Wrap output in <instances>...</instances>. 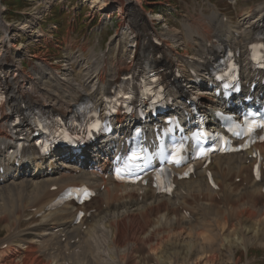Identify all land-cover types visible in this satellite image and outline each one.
<instances>
[{"label":"bare ground","instance_id":"1","mask_svg":"<svg viewBox=\"0 0 264 264\" xmlns=\"http://www.w3.org/2000/svg\"><path fill=\"white\" fill-rule=\"evenodd\" d=\"M97 1L92 0L90 4L92 8H96L98 5V12L112 11L109 8V2L103 1L102 4H97ZM115 1L118 2L115 8L124 15L121 28L126 26L130 31L129 35L134 36L133 42L136 46L133 49V54H135V59L127 64L123 56L119 55L114 62H109L107 55L102 54L103 56L100 59L94 61L92 68H88L89 66L83 67L80 62L84 61V63L90 64V59L79 54L72 57L73 61L70 63L69 68V70L71 69V78L68 79L60 77V68L58 67L55 70V67L46 59L39 63L42 65V70H37V65L30 64L32 70L27 71L24 67V61H22L23 54L21 50L27 45L24 42V45L21 46L13 44L14 41L10 38L13 26L12 23L7 24L4 20L3 10H5V7L3 8L0 4V29L2 28L0 30V44L4 48L1 47L3 52L0 55V70L5 74L11 110V113L5 114L0 121V147H3L0 149V157H6L7 151L15 145L11 132L18 130V126H11L18 117H21L26 124L27 114L42 107L64 114L85 95L93 96L96 102L99 103L102 100V92L112 88L121 74L132 65H139L147 59L150 53L154 52L160 55L157 62L172 72L171 83L179 86L177 103H180L182 98H188L189 93L193 90H200L199 95L203 107H210L213 105L214 99L203 92L205 87H194L192 84L194 76L191 71L196 72L197 78L206 76V71L211 63L210 59L219 57V48L234 47L244 54L254 37L258 33L264 32L263 2L254 8L241 9L240 14H238V18L240 16V22L238 23H235L232 18L230 20L228 16L222 15L217 9L212 11V15L203 11L201 12L202 15H199L201 19L188 20L189 23L184 26L183 31L173 29L161 33V37L165 38L164 43L155 45L147 34L149 26L146 22L145 12L139 4L135 0ZM211 7H214V4ZM257 9H259V12L255 15ZM161 18L162 15L160 14L158 19ZM29 28L30 24L28 22H23L20 25L22 31L29 30ZM117 33L119 34V31ZM44 36L45 34L42 31L37 32V37ZM179 39L183 40L184 53L172 48L179 43ZM125 42L128 43L127 40ZM125 42L119 39L117 42L118 48L123 49L124 47L125 51ZM120 49H118V52ZM187 55H191L190 58H199L201 62H194ZM91 57L93 59L94 55ZM176 67L184 70L183 78L174 75L173 70ZM46 83H48V86H45ZM185 83H187L186 87L188 89H184L183 85ZM251 83L252 81H250ZM123 120V118L118 119L119 122ZM21 128L19 133L25 131L27 125L21 126ZM27 141L29 147H31L32 142L28 139ZM259 148L264 154V144L259 145ZM87 153V151H84L83 155ZM87 155L85 159L71 160V155L63 156V153H57L50 162L46 159H40L38 156H27L23 162L21 161L22 165L20 167H17L13 160L7 164L10 171L4 179H0V196H4L3 199L7 200L6 206L9 207L10 211H8L7 216L12 212L11 214L15 219H21L19 216L23 211L19 210L17 213L18 208L21 209L18 202H28L26 207L22 209L24 212L28 209L26 216L30 218L29 222L34 221V218L38 216L41 217L40 221H42L33 223L34 226L27 229L15 230L14 236L20 238L26 250L35 249L38 242H47L51 239L62 241V237H65L64 240H67L68 245H71V247L80 248L84 240L91 241L92 234L103 231L104 234L106 233L105 235L108 234V245L112 243L119 247L121 256L124 253L122 251H125L129 245L134 249L138 245L144 246L149 243V246L155 245L153 254L157 255L159 261L163 263L167 261L174 262V255L178 254L181 249H188L192 254L194 249L196 251L198 249V253L195 251V257H188L189 260L187 258L189 263L222 264L217 256L218 248L212 251V247L208 246L206 239L201 237L200 233L201 236L198 238L189 235L192 231L198 229L205 235L209 233L208 229H201L203 223L198 212L200 208L218 218L220 226L217 224V229H219V234L226 232L224 239L222 238L224 241L220 246L225 247L229 254L236 255L239 245H243L246 251L248 250V245L243 243L242 232L246 235L247 244L256 242L259 234L264 232V174L260 181L253 178L254 160L248 162V156L242 154L221 155L211 162L209 168L214 173L219 189H212L208 185L204 173L199 170L195 177L178 181V186L172 196H165L155 194L152 189L137 188L115 182L111 177L106 178V163L101 161L99 155ZM89 167L93 168V171ZM74 184H88L97 192V195L86 205V212L96 208L97 213L87 219L88 226L85 230L82 225L83 219L79 225H74L73 218L76 216L78 209H75L71 203L57 210H46L58 193L67 186ZM240 184L248 187L242 188ZM54 186H57L58 189L53 190L52 187ZM231 188L232 190L227 196V191ZM235 188L238 191L235 192ZM242 194L244 195L242 196ZM238 195L244 198H237ZM222 207H226L229 214H225ZM30 208L31 210H29ZM3 210L5 211V209ZM28 218L26 217V219ZM152 219L156 221L153 220V223ZM190 223L195 230H188ZM7 225L10 227L11 223ZM147 226L149 229L146 228ZM144 231L153 236L155 241H159V243L153 242V238L145 236L146 234L142 236ZM87 235L89 237L86 238ZM76 237H79L80 242L78 240L77 243V240H73ZM262 237L261 241L264 245V236ZM94 241L96 242V239ZM1 243L0 264H8L2 263V261L10 257L9 254L14 251V248L11 244ZM63 246L65 244L59 243L56 248H52L54 249L53 252L55 250L62 251ZM94 246L97 248V245ZM159 246L163 252L165 250L164 254L161 253L160 255ZM5 247L8 249H5ZM29 247L32 249H29ZM209 247L210 251L207 249ZM96 248L94 247V249ZM75 251L69 256L65 253H59V255L48 257L46 264H89L91 259L84 254H76ZM96 251L102 252L100 248ZM123 255V260H118V264H129L130 252L127 251ZM10 258L12 260V257ZM15 261L12 260L9 264H39L43 260L38 256H33V259L24 258L22 262ZM184 261L186 260L184 259Z\"/></svg>","mask_w":264,"mask_h":264},{"label":"rangeland","instance_id":"2","mask_svg":"<svg viewBox=\"0 0 264 264\" xmlns=\"http://www.w3.org/2000/svg\"><path fill=\"white\" fill-rule=\"evenodd\" d=\"M50 1L51 0H1V3H5L8 8L5 14L4 13L3 14L5 15L6 20L10 21L13 26V31L10 34V38L13 39L14 41L13 44L17 46H21L24 45L23 44L24 42L27 45V47L21 49L23 54L22 61H24L25 64L24 67L27 69V71L32 70L31 65L34 63H36L34 65H37V70L38 69L42 70V65L39 63H42L44 59H47L48 62L52 64L56 69L58 67L60 68V72H59L60 77H64V78L66 77L68 79L71 78L70 77L71 69L69 70V68H70V63L73 61L72 57L79 54L85 55L86 58L90 59L91 61L90 64H86L84 63V61L80 62V64L83 65V67L89 66L88 68H92V66L94 65V61L100 59L102 57V54L106 52H108L110 62H114L116 57L121 55L123 56V59L126 62L131 63V61L133 60L132 58L134 56L133 49L135 47V44L133 42L134 36L129 35L130 31L127 29L126 26L124 28H121L122 18L124 17V15L121 14L115 8L118 3L117 1L98 0L97 4H102L103 1L109 2V8L112 9V11L110 12L108 11L98 12L99 11L98 5L96 6V8L93 7L94 10L90 9L91 7L90 4L92 0H57L56 7H54L52 11H50V13L47 12L48 15H46L45 6L48 5ZM135 1L145 12L147 23L149 24L151 30H153L154 33H156L157 35H160L163 32H167L173 29L183 31L184 26L187 23H189L188 20L190 19L200 20L201 18L199 17V15L201 16L202 15L201 12L203 11H205L206 13H210L209 15H212V11L214 9L216 10V7L219 8L218 10L222 14H226L228 18L230 17L234 20L235 23H238L240 22L239 19L240 16L238 18V13L241 8L246 9L252 6H257L264 2V0H239L235 5H232L230 2H228V0H135ZM211 3H215L214 7H211ZM93 12L96 13V16L92 14ZM156 12L161 13L164 16V19L163 20L161 19V21H159L158 16L154 15V13ZM30 13L35 14L33 16H37V17L39 16V18L37 19L33 17L32 15H30ZM38 21L40 25L38 24ZM23 22H28L32 27H36L37 25H39L40 30L42 31L44 30V33L46 35L44 37L39 38L40 40L39 39L37 40V34H36L37 31H35L34 33L29 31L26 34H24L23 33L24 30L23 31L20 30V25ZM52 24H56L57 28L56 29L51 28ZM99 28H101V30H99ZM0 30H2V28ZM117 31H119V34L117 33ZM119 39L123 40V42H125L126 40L128 41V43L125 42L126 44L125 51H124V47L123 49L118 48L117 42L119 41ZM182 43L183 40L179 39V43L173 46L174 49H176L180 53H184V47L182 46ZM1 47L2 45L0 46V52L2 53L3 50L1 49L3 47L2 48ZM117 48L120 49L119 52ZM93 55L94 57L93 59H91L92 58L91 56ZM188 56L189 55H187V57ZM35 76H37V74H35ZM45 86H48V83H46ZM240 186L242 188L248 187L242 184H240ZM231 190L232 188L227 191V196ZM236 191L238 190L235 188V192ZM243 195L244 194H242V196ZM239 197L241 196L238 195L237 198ZM3 198L4 196H0V205L2 206V207L0 206V242H2L1 244H5L3 243L4 240L5 241L9 240L13 242L15 241L14 243H16L17 249L19 251H22V246L18 243L19 242L18 238L16 239V237L15 238L13 237L15 235V230L20 228H25L27 226L29 228L34 226L35 223H40L42 221L34 220L32 222H29L30 218H28V216H27L28 219L25 218V216L28 214V209L26 212H24L22 208L26 207V204H28V202L27 203L18 202V205L21 209H19L17 205L18 208L17 213L19 212V210L23 211L19 216L21 217V219L18 218L15 219L14 216H12L11 214L12 212L10 213V215L8 214L7 216L9 207L6 206L7 200ZM2 208L5 209L6 212ZM222 208L225 211V214H229L226 207H222ZM29 210H31V208ZM198 212L201 217L200 219L202 220L203 223L201 229H208L209 233L205 235L199 229L198 230L193 229L192 224L190 223V228L188 230L189 231L195 230V231H192V233L189 235L192 236L193 238H198L202 235L201 237H204L206 239L207 243L209 244L208 246L212 247L211 248L212 251H214L215 248L216 249L218 248L217 256L222 261V264H264V245H262L263 242L261 241V239L263 238L262 236H264V232L263 233L261 232L259 234V238L257 239L256 242H253V244L250 243L247 244L245 240L246 235L244 232H242L243 233L242 238L244 241L243 243L248 245L249 248L247 251L250 250L249 255L246 254L245 251L246 249L243 247V245H239L237 247L236 255H232L229 254L228 250L225 247L220 246L222 244V241H224L223 237L225 236L226 232L219 234L218 232L219 229H217V224L220 226V224L218 223L219 222L218 218L215 215H212L211 213L210 214L207 213V211L202 208H200ZM230 214L232 213L230 212ZM25 219L28 222L24 221ZM153 220L154 219H152V221ZM8 223H11L10 227H8L7 225ZM134 225L136 226L135 223ZM146 228L149 229L148 226ZM10 230L12 231L13 236ZM145 231L143 232L142 236L146 234L145 236H149L150 238L151 237L153 238V236L147 234L148 230L147 232ZM98 232L91 235L92 244L95 243L93 244V247H91V249L92 248L94 249V247L96 248V246L94 245H97V248L94 249L96 256H98V258L96 259V264H116V263L118 264L117 261L123 260L124 258L123 254H125V252L127 253V251L130 252L129 264H195L193 262L189 263V261H187L188 257L190 258L195 257V251H196L195 249L193 254L188 249H181L180 251L181 254H179L180 253L179 252L178 254L174 255L175 256L174 262L167 261L163 263L159 261L157 255L153 254V247L155 245L149 246L150 245L149 243L145 244L144 246L138 245L134 249H132L131 245H129V247L125 251H122L124 253L121 256L119 247H116L111 243L108 245L109 243V240H107L108 234L105 235L106 233L104 234L103 231L101 233L99 232V234ZM95 239L96 242L94 241ZM152 241L159 243V241H155L154 238L152 239ZM98 243L101 245H99ZM106 244L107 246H105ZM98 247L101 249L102 255L99 251L98 252L96 251L99 249ZM210 247L207 248L209 249V251L211 250ZM158 250L161 252H159ZM158 250L156 251L159 252L160 255L161 253L162 254L165 253V250L163 249L164 250L163 252L160 246ZM17 253L19 252H16V255ZM196 253H198V249ZM37 254L38 251L35 252L34 250H31V253L25 258L33 259V256H36ZM9 258L3 260L2 263L9 264L11 263L12 260H15V258H12V260L11 258L10 259ZM190 258H188V260ZM184 259L186 261H184ZM42 260L43 261H41L39 264L47 263V259L42 258Z\"/></svg>","mask_w":264,"mask_h":264},{"label":"snow or ice","instance_id":"3","mask_svg":"<svg viewBox=\"0 0 264 264\" xmlns=\"http://www.w3.org/2000/svg\"><path fill=\"white\" fill-rule=\"evenodd\" d=\"M254 47H255V46H254ZM261 47H264V45H261ZM96 126H97V125H93V127H96ZM256 128H264V123L254 124L252 127H250V128L248 129V132H249V133H250V132H253ZM236 135H240V133L237 132ZM260 139L264 140V137H260ZM244 146H246V145H244ZM242 147H243V146H242ZM173 159H174V161H175L176 163H180V158H179V156H174ZM118 177L121 178V179L123 178L122 176H119V173H118ZM257 178H259V165L257 166ZM157 179L159 180L160 177L158 176Z\"/></svg>","mask_w":264,"mask_h":264}]
</instances>
